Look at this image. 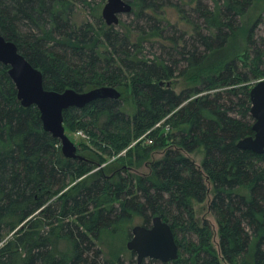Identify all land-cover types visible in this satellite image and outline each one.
Wrapping results in <instances>:
<instances>
[{"label": "trees", "instance_id": "obj_1", "mask_svg": "<svg viewBox=\"0 0 264 264\" xmlns=\"http://www.w3.org/2000/svg\"><path fill=\"white\" fill-rule=\"evenodd\" d=\"M222 1L216 13L202 0H190L198 18L182 21L192 25L199 45L190 44L185 32L169 38L181 59L168 64L138 55L144 42L164 37L156 22L153 32L134 34L128 27L105 28L103 3H93L92 22L77 25V0H0V33L43 72L46 90L108 86L121 92L119 100L66 110L64 125L89 136L82 151L94 154L96 147L129 166L114 178L103 171L87 176L97 162L63 156L39 109L21 105L10 68L0 64V264H116L118 257L103 260L100 244L109 235L127 240L136 220L150 227L158 216L170 224L180 247L178 260L158 264H264V155L238 147L254 136L249 83L264 76V49L254 28L240 25L259 0ZM130 3L138 20L152 21L161 8L158 0ZM199 20L208 32L200 31ZM242 34L244 64L237 52L225 54L231 38ZM176 78L188 82L180 93L171 87ZM148 132L149 147L142 146L147 138L134 145ZM167 144L176 149L169 147L153 162L149 175L130 172ZM198 151L204 154L201 169L185 155ZM95 155L99 164L107 161ZM83 176L88 180L76 181ZM207 180L220 252L211 226L197 222L193 207L207 200ZM179 234L197 240L179 241Z\"/></svg>", "mask_w": 264, "mask_h": 264}, {"label": "rangeland", "instance_id": "obj_2", "mask_svg": "<svg viewBox=\"0 0 264 264\" xmlns=\"http://www.w3.org/2000/svg\"><path fill=\"white\" fill-rule=\"evenodd\" d=\"M108 0H77V3H75V12L73 15V21L77 25H81L84 22H89L94 20L90 17V14L92 13V8H95L94 2L97 3H103L100 6L99 14L102 17V11L104 6L106 5ZM203 4L206 5L211 10H217L220 6H222L224 3L222 0H202ZM158 3L160 4L161 8L159 10L158 14L152 15L153 20L148 21V18L144 20H138L134 15L130 14H124L120 17V23L119 25H115V30L119 31H125L132 30L134 34H137L139 32H143L146 30V32H153L152 27L154 26V23H158L162 27V31L164 33L163 38H151L150 40L144 42L141 45V51L138 50V55L141 59L145 60H152V61H159L164 62L167 61L168 64H171L170 62H173L175 59L180 60L181 57L178 53H175L172 50V48L175 46V44L170 40L169 38H175V40L181 35V33L185 32L187 34V40H189V43L192 44L194 40L198 42L199 40L196 38V32H192L191 24L192 22L196 21L198 18V15L195 13L196 11V4H192L190 0H158ZM92 4V5H90ZM177 6H179L177 8ZM178 9L183 10V15H180L178 13ZM163 13V14H162ZM103 19V17H102ZM189 22L191 24H186L185 22ZM243 20V21H242ZM241 20L240 25H244V28H254L253 34L254 39L257 43V45L264 49V0L255 1L254 4H252L247 13L244 15L243 19ZM105 22V21H104ZM200 25V31L208 32V27L206 26L205 22L203 20L198 21ZM256 25V26H255ZM107 27V24L105 23V28ZM108 28V27H107ZM184 40L181 42V47L184 46ZM180 47V48H181ZM246 37L245 34H242L240 36H233L229 42V45L227 47V51L225 52L228 56H233L235 52L241 57L242 64H244L246 61H248L247 56L248 54L245 53L246 50ZM182 49V48H181ZM181 51V50H180ZM241 64V65H242ZM240 65V67H242ZM264 71V65L261 67ZM248 71V70H247ZM264 80V76H262L258 80H252L251 83L252 86H255L259 81ZM171 87L177 92L180 93L182 90H184L188 86V82L185 79L182 78H176L174 80H171ZM79 132V131H78ZM77 133H74L72 131L67 130V135L71 138V140L76 144V146L79 149V154L85 156L86 158L90 160H94L97 164L95 168L90 171V173L87 175L89 176L92 173H96L97 171H103L108 176H111L114 178L117 172L121 171L123 168H128L129 166L126 164L122 165V161L117 162V158L119 156L115 157H108V155H105L102 153L101 149H98L96 147L93 148L94 154H90L89 152L82 151L81 143L82 138ZM143 147H149V144L146 141L142 142ZM169 147H172L176 149L175 145L169 146L168 144L161 148L154 150L151 152L149 159L144 162V164L141 167H133L130 172L132 174H135L136 176L144 175L147 176L151 173V165L153 162H156L158 160H161L164 157L165 152ZM95 153L102 155L104 158H107V161H105L102 164L98 163V157L95 155ZM125 156L126 153L121 154V156ZM186 156H189L201 169L202 161L204 154L202 151L195 152L193 154H187ZM81 177L80 179L76 180L77 182L87 178ZM88 180V178H87ZM74 181L71 184V187L75 185L77 182ZM208 187L210 189L208 198L203 203L194 202V210L196 214L197 222H199L200 225H203L207 223L211 226L212 231V242L215 248L220 252L219 249V226L217 223V220L212 213L210 209L211 201L214 197L212 185L207 180ZM136 225H143L140 220H136L133 225H131L130 230L132 231L133 227ZM14 234V233H13ZM13 234H11L9 237H11ZM184 237L185 242L188 240H197V237L193 234H179V241H182ZM132 237H130L127 240L121 239V238H115L113 239L111 235L107 237L105 241H103L101 245V250L103 253V260H109L111 261L112 258L118 257V261L116 264H132L133 259L137 260V257L134 256L133 252L129 251L127 248V244L129 240H131ZM148 264H158L159 261L146 259ZM157 262V263H156ZM162 263V262H159Z\"/></svg>", "mask_w": 264, "mask_h": 264}, {"label": "water", "instance_id": "obj_3", "mask_svg": "<svg viewBox=\"0 0 264 264\" xmlns=\"http://www.w3.org/2000/svg\"><path fill=\"white\" fill-rule=\"evenodd\" d=\"M132 0H108L102 11L107 26L119 25L120 17L130 14ZM0 64L8 66L18 99L23 107L36 106L46 132L61 142V152L66 159L84 160L76 144L67 135L64 112L71 108L83 109L98 100H119L121 92L114 87H99L86 92L67 89L64 92L46 90L44 75L20 53L18 46L0 33ZM251 115L255 122L254 136L242 139L238 147L264 155V80L259 81L250 92ZM129 251L137 256L138 264L146 259L170 263L179 259L180 247L169 223L155 217L150 227L136 225L127 244Z\"/></svg>", "mask_w": 264, "mask_h": 264}, {"label": "built area", "instance_id": "obj_4", "mask_svg": "<svg viewBox=\"0 0 264 264\" xmlns=\"http://www.w3.org/2000/svg\"><path fill=\"white\" fill-rule=\"evenodd\" d=\"M162 123H163V122L159 123V124L156 126V128H157V127H160V125H161ZM149 133H150V132H148V133H147L144 137H142L141 139L145 138ZM79 135H81L84 139H89V137H88L86 134H84L83 132H80ZM141 139H140V140H141ZM147 141H148V143H150V144L153 143V141L150 140V139H148V138H147Z\"/></svg>", "mask_w": 264, "mask_h": 264}, {"label": "bare ground", "instance_id": "obj_5", "mask_svg": "<svg viewBox=\"0 0 264 264\" xmlns=\"http://www.w3.org/2000/svg\"><path fill=\"white\" fill-rule=\"evenodd\" d=\"M130 241V240H129Z\"/></svg>", "mask_w": 264, "mask_h": 264}]
</instances>
